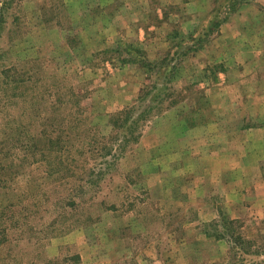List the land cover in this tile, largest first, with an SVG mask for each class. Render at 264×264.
Listing matches in <instances>:
<instances>
[{"label": "rangeland", "instance_id": "1", "mask_svg": "<svg viewBox=\"0 0 264 264\" xmlns=\"http://www.w3.org/2000/svg\"><path fill=\"white\" fill-rule=\"evenodd\" d=\"M0 264H264V0H0Z\"/></svg>", "mask_w": 264, "mask_h": 264}]
</instances>
